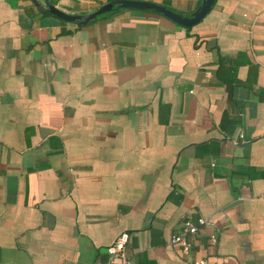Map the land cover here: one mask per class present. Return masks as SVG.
Instances as JSON below:
<instances>
[{
    "label": "crops",
    "instance_id": "0c3cea01",
    "mask_svg": "<svg viewBox=\"0 0 264 264\" xmlns=\"http://www.w3.org/2000/svg\"><path fill=\"white\" fill-rule=\"evenodd\" d=\"M121 232L130 264H264V0H213L190 28L0 0V264H107Z\"/></svg>",
    "mask_w": 264,
    "mask_h": 264
},
{
    "label": "water",
    "instance_id": "95a60500",
    "mask_svg": "<svg viewBox=\"0 0 264 264\" xmlns=\"http://www.w3.org/2000/svg\"><path fill=\"white\" fill-rule=\"evenodd\" d=\"M32 2L43 13L53 15L65 22L79 23L81 25L87 24L91 20H94L96 17L111 11L113 6H116L121 9L153 11L176 25L182 26L184 28H190L196 25L209 12L213 0H202L200 6L191 14L189 18L180 16L164 7L143 1L118 0L114 3L103 5L94 12L84 16L66 14L60 10L55 9L46 1L44 3V8H42V6L39 5L36 0H32Z\"/></svg>",
    "mask_w": 264,
    "mask_h": 264
},
{
    "label": "built area",
    "instance_id": "2783aa9c",
    "mask_svg": "<svg viewBox=\"0 0 264 264\" xmlns=\"http://www.w3.org/2000/svg\"><path fill=\"white\" fill-rule=\"evenodd\" d=\"M206 221L199 218L195 221L185 220L179 228V232L171 237L170 244L180 247L182 252H187L190 249V239L195 236L197 227L206 225ZM128 241V234L121 232L117 235L111 243L105 248L108 257L107 264H130V260L126 255V244ZM209 243L215 244L213 236H209ZM194 264H206L205 261L199 260ZM222 264V263H216Z\"/></svg>",
    "mask_w": 264,
    "mask_h": 264
},
{
    "label": "trees",
    "instance_id": "16d2710c",
    "mask_svg": "<svg viewBox=\"0 0 264 264\" xmlns=\"http://www.w3.org/2000/svg\"><path fill=\"white\" fill-rule=\"evenodd\" d=\"M150 12H153V11H150ZM153 13H155V12H153ZM157 14V13H156Z\"/></svg>",
    "mask_w": 264,
    "mask_h": 264
}]
</instances>
